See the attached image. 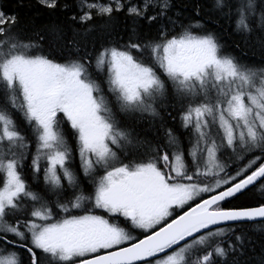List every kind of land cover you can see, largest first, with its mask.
<instances>
[{"label": "snow or ice", "instance_id": "6c2138e0", "mask_svg": "<svg viewBox=\"0 0 264 264\" xmlns=\"http://www.w3.org/2000/svg\"><path fill=\"white\" fill-rule=\"evenodd\" d=\"M36 3L64 18L32 36L0 6V264H238L242 226H264V63L208 25L264 53V0H189L175 18L174 0ZM121 15L126 40H89ZM96 76L122 112L178 98L187 150L172 128L134 142Z\"/></svg>", "mask_w": 264, "mask_h": 264}, {"label": "trees", "instance_id": "16d2710c", "mask_svg": "<svg viewBox=\"0 0 264 264\" xmlns=\"http://www.w3.org/2000/svg\"><path fill=\"white\" fill-rule=\"evenodd\" d=\"M62 2H65V0H62ZM66 2L72 4L73 0H66ZM188 2L189 0H174L176 4V8L172 13L174 18L176 11L184 12L185 15L187 14L182 5ZM201 2L210 3V0H201ZM0 6L8 12H15L19 15L21 27L25 30L24 34L27 36H32L33 30H40L44 26L52 23H60L64 18V13L62 12L49 13L42 9L36 3V0H0ZM97 24L99 25L98 29L89 37V40L95 42L97 45L119 38L126 40L131 33L132 22L126 20L123 15L119 16L111 25L107 26V29L103 22L98 21ZM208 26L220 34L226 52L241 56L246 63H254L256 65L264 63V53L261 52L257 40L253 39L252 41L245 42L240 35L232 32V28L226 20H221L219 24H209ZM237 43L240 44V48L235 47ZM96 79L103 94L111 101L110 106L113 109L115 119L123 129L131 134L134 142L138 141L139 143H143L149 141L153 144H163L166 140L164 135L165 129L172 128L179 137L185 150H187L189 146V133L180 126L178 118L173 122L168 117V112L172 111V104H175L177 109L179 108L178 98L173 100L171 96H167L161 99L157 104V110L159 112V116L157 117H152L147 113L122 112L112 94L108 92V85L105 82V78L103 76H96ZM64 130L69 146L75 149V141L72 138L70 130L67 126H64ZM139 143H134L126 147L129 151H135L139 147ZM34 151L35 147L33 143L32 152L34 153ZM74 156L72 167L79 172V157L75 153ZM80 175L82 176V173ZM250 195H254L256 199L264 198L259 192ZM242 228L251 243L246 244L244 254L237 257L238 264H259L260 258L264 256V226L249 223L242 226Z\"/></svg>", "mask_w": 264, "mask_h": 264}]
</instances>
